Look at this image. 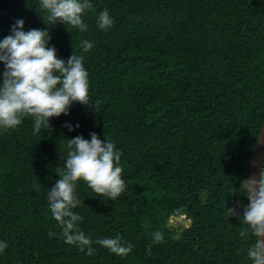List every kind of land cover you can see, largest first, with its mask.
<instances>
[{
	"label": "trees",
	"instance_id": "16d2710c",
	"mask_svg": "<svg viewBox=\"0 0 264 264\" xmlns=\"http://www.w3.org/2000/svg\"><path fill=\"white\" fill-rule=\"evenodd\" d=\"M91 3L81 32L49 23L40 0H0V41L21 19L25 32L47 30L57 58L84 56L90 103L100 102L97 111L74 103L39 133L31 117L0 130V242L8 245L0 264H251L254 237H240L247 225L227 208L239 203L242 216L249 203L239 188L264 122V0ZM105 9L114 23L101 29ZM82 41L93 48L84 52ZM93 132L122 153L127 186L113 200L78 182L84 204L73 211L94 242L89 256L64 242L47 194L67 139ZM178 216L191 227H169ZM117 234L134 245L126 257L95 243Z\"/></svg>",
	"mask_w": 264,
	"mask_h": 264
},
{
	"label": "clouds",
	"instance_id": "9594fccd",
	"mask_svg": "<svg viewBox=\"0 0 264 264\" xmlns=\"http://www.w3.org/2000/svg\"><path fill=\"white\" fill-rule=\"evenodd\" d=\"M40 5L48 13L47 20L52 25L62 23L81 32L87 30L82 16L93 10L91 0H40ZM113 23L106 9L99 14V28H110ZM50 40L47 30L25 32L21 19L13 26L12 35L0 41V63L4 65L0 77V130L14 129L21 125L23 118L31 117L34 133H39L42 127L51 128V118L68 115L74 103L92 106L97 111L100 102L90 103L89 74L84 67V56L73 53L65 63L57 58L56 48L49 47ZM81 46L88 52L93 43L82 41ZM65 126L69 131L74 130L70 124ZM75 127L79 128V125ZM90 137V140L83 136L67 139L69 151L65 167L63 170L57 168L59 179L48 190L47 196L49 210L61 228L64 242L75 245L81 252L87 249V255L92 256L96 254L94 242L78 226L83 217L73 211L83 203L76 194L77 184L83 181L98 196L113 200L127 185L122 179V153L105 137L101 140L94 132ZM239 193H243L249 203L242 207V216L235 208H227L229 216L242 218L247 225L239 233L241 238L254 237L247 250L248 260L251 264H264V239H261L264 238V168L258 178L244 179ZM55 235L49 232L50 237ZM152 238L154 242H162L163 233L157 231ZM95 243L120 257L128 256L134 248L131 243L123 242L119 234L115 238L97 239ZM7 247L6 242H0V252ZM148 252L151 254V245Z\"/></svg>",
	"mask_w": 264,
	"mask_h": 264
},
{
	"label": "water",
	"instance_id": "95a60500",
	"mask_svg": "<svg viewBox=\"0 0 264 264\" xmlns=\"http://www.w3.org/2000/svg\"><path fill=\"white\" fill-rule=\"evenodd\" d=\"M264 168V122L261 127L260 133L258 135L256 144L254 145L252 157L250 160V165H249V174L248 178L250 177H259V173L261 169ZM239 185L237 184L236 187ZM177 222L181 223L183 226V229H187L191 227L192 222L188 221L189 219H185L184 216H178V217H173ZM169 227H174L175 229L178 228V225L175 223H169ZM264 239V238H261Z\"/></svg>",
	"mask_w": 264,
	"mask_h": 264
},
{
	"label": "rangeland",
	"instance_id": "374dc122",
	"mask_svg": "<svg viewBox=\"0 0 264 264\" xmlns=\"http://www.w3.org/2000/svg\"><path fill=\"white\" fill-rule=\"evenodd\" d=\"M239 203H237V202H235L234 203V208L236 209V211L239 209V205H238ZM184 218H185V216H184ZM186 219V218H185ZM187 220V219H186ZM188 221H191V220H188ZM170 222L171 223H175L176 225H178V228L177 229H179L180 227H183L182 226V224L181 223H179V222H177L174 218H172L171 220H170ZM192 222V221H191Z\"/></svg>",
	"mask_w": 264,
	"mask_h": 264
},
{
	"label": "flooded vegetation",
	"instance_id": "af4514ba",
	"mask_svg": "<svg viewBox=\"0 0 264 264\" xmlns=\"http://www.w3.org/2000/svg\"><path fill=\"white\" fill-rule=\"evenodd\" d=\"M174 228V227H173ZM183 230H185V229H183V227H181V231H183Z\"/></svg>",
	"mask_w": 264,
	"mask_h": 264
}]
</instances>
